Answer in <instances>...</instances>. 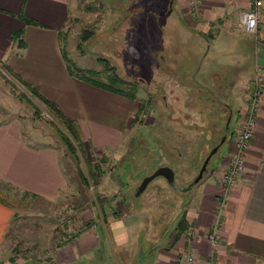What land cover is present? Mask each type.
I'll return each instance as SVG.
<instances>
[{
  "label": "crops",
  "instance_id": "crops-1",
  "mask_svg": "<svg viewBox=\"0 0 264 264\" xmlns=\"http://www.w3.org/2000/svg\"><path fill=\"white\" fill-rule=\"evenodd\" d=\"M138 3L139 7H131L134 11L131 17L136 18L137 10L144 24L139 21L137 26L140 29L143 26L142 32L134 36L137 42L150 47L147 49L151 55L149 59L158 60L159 81L168 89L161 96L163 107L152 97L155 103L150 105L146 126L157 119L167 124L173 145L175 136L186 133L197 139V129L207 127L206 120L201 118L198 100L194 105L190 98L181 96L186 86L178 78L185 75V71L193 76L198 91L213 79H224L235 88L227 107L233 122L230 135L218 145L224 144L225 150H216L214 162L193 187L172 229L161 236L151 235L149 231V253L140 252L139 261L142 262L139 264H264V0H261L254 32L234 28L239 11L248 8L250 0H201L194 10L189 0H138ZM69 17V0H0V62L75 120L87 144L108 154L123 144L125 132L136 122L139 102L134 104L135 100L69 73L61 45ZM116 28L113 26L115 32ZM19 30L22 45L11 39ZM130 37L128 35L127 45L132 42ZM255 81L259 98L254 134L243 153V171L232 186L226 187L220 183V176L233 149V131ZM3 102H0V259L7 256L3 264H26L27 259L35 264H109L101 249L107 245L110 249L107 255L111 258L115 256L114 240L125 247L117 233L116 222H120L121 217L114 213V208L131 207V204L119 203L114 195L121 184L120 177L111 178L115 190L109 186L106 189L104 180L97 183L100 196L94 193V202H87L93 212L97 209L96 212L84 221L82 208L76 232L63 234V241L56 242L49 258L12 251L10 241L15 238L10 239L11 226L18 216L7 199L8 193L12 191L29 198L31 205L38 202L47 207L63 203L71 186L60 149L45 143L53 139L42 135L30 118L16 113L17 106L10 110L5 106L6 101ZM106 131L111 132L108 136L114 135L107 143L97 135L104 136ZM199 142L198 153L204 144V141ZM113 190L109 196L107 192ZM182 213L186 215V229L172 241ZM110 216L117 219L107 226L108 219H112ZM100 218L106 234L97 225L96 220ZM137 222H126L123 227ZM213 229L220 236L216 243L207 237ZM138 251L134 249L130 264H134ZM190 254L193 255L191 262L188 260Z\"/></svg>",
  "mask_w": 264,
  "mask_h": 264
},
{
  "label": "rangeland",
  "instance_id": "rangeland-1",
  "mask_svg": "<svg viewBox=\"0 0 264 264\" xmlns=\"http://www.w3.org/2000/svg\"><path fill=\"white\" fill-rule=\"evenodd\" d=\"M133 5L139 7L138 0H69L70 17L61 37L62 50L71 60L73 69H81L85 73L95 71V75L90 76L91 78L100 82H108L103 70L107 65L113 66L123 79L130 82L135 80L132 83L136 84L138 91L137 98L133 103L137 104L140 100L145 103L143 110L137 116V121L132 123L125 132L123 144L116 150L105 154L89 147V157L104 171V175L102 174L98 181L89 179L88 183L84 184L76 170L77 164L73 156L56 130L55 125L60 126L59 119L47 110L41 100L11 76L6 70V66L0 62V102L6 101L5 106L10 110H15L17 106L16 113L30 118L38 126L42 135L53 139L45 143L60 149L61 160L71 186L63 203L47 207L41 206L38 202L31 205L29 198H22L21 194L11 193L12 191L8 193L7 199L14 205L18 216L11 226L13 235L10 239L15 238L14 241H10L12 242V251H18L23 255L30 252L31 256L45 255L48 258V254L56 242L59 244L63 241V234L76 232L82 208H84V221L96 212L97 209L95 208L93 212L88 203L94 202V193L97 197L100 196V193H97L100 189L97 183L104 180L106 189L109 186L115 190L111 178L120 177L122 181L117 189V194L114 190L107 193L110 196L114 192V195L120 200L119 203L131 204V207L129 209H123L124 206L114 208L116 210L114 213L121 217V220L117 223V218L110 216L112 219H108L106 225L109 226L111 222H116L117 233L121 237L120 242L125 247L123 248L119 241L114 240L115 256L108 258L107 253H110V249L107 245L101 251L104 252L102 253L103 257L109 261V264H130L134 249L138 248L134 264H139L142 262L139 261L140 252L144 250L145 254L149 253V231L151 230V235L159 234L161 236L166 230L172 229L173 223L189 200L192 188L185 192L176 189L187 185L196 176L203 157L214 146L218 134L225 132L229 134L230 132L233 124L232 119H229L230 123L225 128L227 122L223 113L230 105L235 88H231L232 85L224 79L220 81L213 79L205 83V86L198 91L199 87L196 85V81L187 71H185V75L178 78L186 86L184 94L181 92V96L184 98L185 95L190 98L194 105L198 100L199 110L202 112L201 118L206 120L207 127L204 130L197 129V139L187 136L186 133L175 136L173 145L170 144L172 138L168 135L170 129L167 124H161L157 119L154 124L146 126L145 123L148 122L150 115L146 106L150 107L155 103L151 96L157 100L160 107H163L161 96L168 89L159 81L158 60L149 59L151 55L147 49L150 47L144 45L143 42H137V38L134 36L142 32L143 26L140 29L137 24L139 21L144 24V21L137 10L134 15L136 18L131 17L134 13L131 10ZM128 15L130 18H127ZM115 25L118 27L116 32L113 30ZM84 29H90L92 33L78 48L77 44L81 41L80 35ZM137 29L139 31L136 32ZM128 35L131 36L132 41L129 45H127ZM150 74L153 76L151 77ZM88 75L92 74L88 73ZM144 80L149 81L147 82L149 85L144 84L142 82ZM148 92L151 94L149 95ZM22 94H25L26 97H23ZM166 113L167 110L164 114ZM181 118L184 119V116ZM159 129L162 131L159 132ZM109 133L111 132L106 131L104 136L100 133L97 135L107 143V139H114V135L108 136ZM199 141H204V144L198 153ZM218 148L220 152L225 150L224 144ZM78 154L80 166L85 169L83 158L80 152ZM217 154H212L208 167L214 162L213 159ZM164 165H168L174 170L176 189L171 187L164 177L159 176L151 181L141 194L136 195L142 178L157 167ZM86 198H88L87 201ZM123 215H130V217ZM136 220H138L137 223H131L127 228L123 227L124 223ZM96 221L102 232L106 234L101 218ZM107 230L112 235L110 229ZM15 254L18 255L16 252ZM3 257L7 259L6 255ZM4 258L0 259V264H3ZM26 264L35 263L27 259Z\"/></svg>",
  "mask_w": 264,
  "mask_h": 264
},
{
  "label": "trees",
  "instance_id": "trees-1",
  "mask_svg": "<svg viewBox=\"0 0 264 264\" xmlns=\"http://www.w3.org/2000/svg\"><path fill=\"white\" fill-rule=\"evenodd\" d=\"M27 22H32L27 20ZM92 31L90 29H84L80 35L81 41L78 42L77 47L80 48L82 43L85 42L90 36ZM22 36V32L15 31L12 34V40H17L18 45H22L19 40ZM64 59L66 62L67 70L71 75H75L77 77H80L83 80H86L87 82L96 85L100 88H103L105 90L114 92L116 94H119L123 97H126L130 100H135L137 98V86L130 82L129 80L123 79L121 76L118 75L116 70L113 68V66L107 65V67L103 70V73H106L107 81L108 82H100L95 80L93 77L90 76L95 75V71H87L88 73L92 75H88V73H85L81 69H73L71 60L67 58V55L63 52ZM6 70L11 74V76L18 79V81L26 87L31 94H33L35 97H37L39 100H41L45 105L47 110L54 115L57 119H59V125L56 126V130L64 142L65 146L67 147L70 154L73 156L74 161L76 162V170L78 172V175L80 179L84 182V184L88 183L89 179H92L93 181L98 180L102 174L103 170L101 167L94 161L91 160L89 157V147L90 145L87 144L81 135V132L79 130V127L75 120L70 119L54 102L46 98L43 94H41L40 91L37 90V88L33 87L29 83L21 80L20 78L16 77V74L12 73L6 66ZM23 97H26L25 94H22ZM28 101V100H27ZM30 102V101H28ZM144 101L140 100L137 107L136 117L135 121H137L138 114L143 110L144 108ZM78 152H80L81 157L83 158L84 162V168H81L80 166V157ZM186 215L185 213L181 214V217L177 223V232L173 235V240L175 241L184 231H185V225L186 223Z\"/></svg>",
  "mask_w": 264,
  "mask_h": 264
},
{
  "label": "built area",
  "instance_id": "built-area-1",
  "mask_svg": "<svg viewBox=\"0 0 264 264\" xmlns=\"http://www.w3.org/2000/svg\"><path fill=\"white\" fill-rule=\"evenodd\" d=\"M201 0H189L192 10L199 4ZM261 0H250L248 8L240 10L237 17V23L234 28L241 32H254L258 22L257 16L260 10ZM253 89L250 91V98L244 107L241 119L233 131V149L228 154V163L226 164L222 175L220 176V183L226 187L232 186L236 177L243 171V153L247 149V142L253 136V129L255 124V114L258 110L259 88L258 83L255 81ZM207 237L212 243L218 242L220 236L216 233L215 229L208 232ZM49 255V254H48ZM49 258V257H48ZM188 260H193V255L190 254Z\"/></svg>",
  "mask_w": 264,
  "mask_h": 264
},
{
  "label": "water",
  "instance_id": "water-1",
  "mask_svg": "<svg viewBox=\"0 0 264 264\" xmlns=\"http://www.w3.org/2000/svg\"><path fill=\"white\" fill-rule=\"evenodd\" d=\"M212 149L207 152L205 157L203 158V162L200 164V169L198 171V174L193 178V180L188 184L187 187L179 188L176 189L178 191H187L193 188L194 185H196L199 182V179L206 174V164L209 162L208 159L209 157L216 151L218 150L217 146L211 147ZM164 177L165 180L168 182V184L171 187L175 188V173L174 170L168 166H159L157 167L151 174L146 175L142 178L140 184L137 187L136 195L141 194L148 186V184L153 181L156 177Z\"/></svg>",
  "mask_w": 264,
  "mask_h": 264
},
{
  "label": "flooded vegetation",
  "instance_id": "flooded-vegetation-1",
  "mask_svg": "<svg viewBox=\"0 0 264 264\" xmlns=\"http://www.w3.org/2000/svg\"><path fill=\"white\" fill-rule=\"evenodd\" d=\"M149 68H151V67L149 66ZM133 81H135V80H133ZM133 81H132V82H133ZM142 82H143L144 84L149 85V84L147 83V82H149V81L144 80V81H142ZM155 84H156V83H155ZM135 85H136V84H135ZM148 93H149V95L151 94V92H148ZM151 98H152V96H151ZM146 107H147V110H148L149 112H151V106H150V107H149V106H146ZM227 112H228V109L223 113V116L225 117L226 122H227V124L225 125V128H226L227 125H229V123H230V122H229V119H230L229 117H230V116H228V113H227ZM219 134H220V137H218L217 142L214 143V146L216 145L217 148H218L219 143H221L222 140L224 139V137L227 135V132H225V133H219ZM212 147H213V146H212ZM218 150H219V148H218ZM218 150H217V151H218ZM214 153H216V151H215ZM206 154H207V153H206ZM206 154H205V155H206ZM211 156H212V155H211ZM211 156H210L209 159H208L209 162L206 164V172H207L208 169H209L208 164L210 163ZM203 158H204V157H203ZM202 160H203V159H202ZM202 162H203V161H202ZM200 164H201V163H200ZM199 169H200V168H199ZM199 169H198V171H199ZM152 172H153V171H152ZM152 172H151V173H152ZM151 173H150V174H151ZM197 174H198V172H197ZM197 174H196V175H197ZM204 175H206V174H204ZM204 175H203V176H204ZM201 178H202V177H201ZM201 178H200V179H201ZM200 179H199V180H200ZM192 180H193V179H192ZM189 183H190V182H189ZM189 183H188V184H189ZM198 183H199V182H198ZM198 183H197V184H198ZM188 184L185 185V186H181V188H183V187H187ZM194 186H195V185H194ZM194 186H193V187H194ZM174 189H176V188H174ZM192 189H193V188H192ZM180 192H182V191H180Z\"/></svg>",
  "mask_w": 264,
  "mask_h": 264
}]
</instances>
